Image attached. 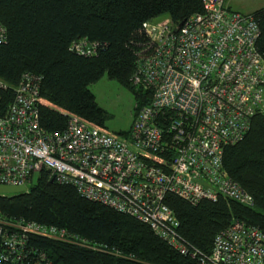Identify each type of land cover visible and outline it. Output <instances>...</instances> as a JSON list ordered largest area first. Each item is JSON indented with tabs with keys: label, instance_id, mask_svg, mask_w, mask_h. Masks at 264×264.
Returning a JSON list of instances; mask_svg holds the SVG:
<instances>
[{
	"label": "built area",
	"instance_id": "obj_1",
	"mask_svg": "<svg viewBox=\"0 0 264 264\" xmlns=\"http://www.w3.org/2000/svg\"><path fill=\"white\" fill-rule=\"evenodd\" d=\"M200 4L201 12L178 29L168 19L141 24L143 40L134 50L130 81L150 98L138 107L124 136L67 114L61 131H43L37 111L41 78L22 73L0 114V185L26 190L33 175L44 170L80 197L147 225L198 264H264V237L257 227L231 222L203 255L178 235V223L163 202L170 194L191 204L222 198L252 206L221 159L224 148L241 140L251 118L263 109L258 26L250 13L229 10L225 0ZM4 38L0 25V43ZM95 49L83 38L69 44L80 56H92ZM0 88H5L1 82ZM30 237L96 250L77 235L0 212V264H52L30 245Z\"/></svg>",
	"mask_w": 264,
	"mask_h": 264
},
{
	"label": "trees",
	"instance_id": "obj_2",
	"mask_svg": "<svg viewBox=\"0 0 264 264\" xmlns=\"http://www.w3.org/2000/svg\"><path fill=\"white\" fill-rule=\"evenodd\" d=\"M200 12V0H0L5 32L0 43V82L5 85L0 88V114L20 75L30 72L41 78L37 111L43 131H61L65 114L104 131L106 113L88 86L105 75L125 88L134 102L146 104L150 94L130 81L134 50L143 40L141 24L165 17L177 25ZM250 15L258 26L256 47L264 61V7ZM80 38L96 45L92 56L69 50V44ZM221 165L250 195V208L222 198L191 204L167 194L163 200L178 223V235L203 255L210 252L214 235L236 220L257 227L264 237V83L262 112L251 118L241 140L224 148ZM0 212L64 230L96 247L89 251L30 237V245L52 264H198L169 247L147 225L80 197L72 186L58 184L44 170L23 193L0 196Z\"/></svg>",
	"mask_w": 264,
	"mask_h": 264
},
{
	"label": "rangeland",
	"instance_id": "obj_3",
	"mask_svg": "<svg viewBox=\"0 0 264 264\" xmlns=\"http://www.w3.org/2000/svg\"><path fill=\"white\" fill-rule=\"evenodd\" d=\"M234 1L236 3V8H234V10L239 11L238 13L240 14H249L258 8L264 7V0ZM158 19H160V17ZM166 19L167 18L164 17L162 20ZM88 89L93 94L97 106L106 113L104 132L115 135L118 132L126 131L137 114L138 107L142 105L134 102L132 95L125 88L115 81L108 79L105 75L97 82L89 85ZM35 177L36 176L33 175L32 183Z\"/></svg>",
	"mask_w": 264,
	"mask_h": 264
},
{
	"label": "water",
	"instance_id": "obj_4",
	"mask_svg": "<svg viewBox=\"0 0 264 264\" xmlns=\"http://www.w3.org/2000/svg\"><path fill=\"white\" fill-rule=\"evenodd\" d=\"M182 21L178 23L175 28L178 29V27L181 25ZM25 191V188L22 186L19 187H13V186H2L0 185V196H5V195H15V194H20Z\"/></svg>",
	"mask_w": 264,
	"mask_h": 264
},
{
	"label": "crops",
	"instance_id": "obj_5",
	"mask_svg": "<svg viewBox=\"0 0 264 264\" xmlns=\"http://www.w3.org/2000/svg\"><path fill=\"white\" fill-rule=\"evenodd\" d=\"M225 5H226V7H227L229 10L239 12V11H237V10H234V8H236V3H235L234 0H225ZM261 8H263V7H261ZM258 9H260V8H258ZM256 10H257V9H256ZM254 11H255V10H254ZM252 12H253V11H252ZM252 12H250V13H252Z\"/></svg>",
	"mask_w": 264,
	"mask_h": 264
}]
</instances>
